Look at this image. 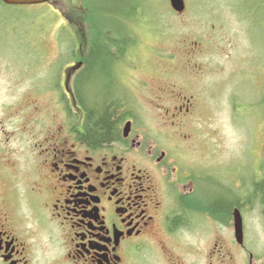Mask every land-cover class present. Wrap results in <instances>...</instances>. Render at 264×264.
<instances>
[{"label":"rangeland","instance_id":"rangeland-1","mask_svg":"<svg viewBox=\"0 0 264 264\" xmlns=\"http://www.w3.org/2000/svg\"><path fill=\"white\" fill-rule=\"evenodd\" d=\"M185 2L181 14L170 0L0 3V118L14 94L25 98L30 92L37 93L39 120L52 109L60 115L57 88L78 46L88 54V40L98 31L124 40L125 57L114 63V89L132 103L136 132L145 145L173 159L176 154L183 164L181 172L166 163L170 182L193 170L205 203L241 200L231 208V214L241 210L249 247L240 264H248L249 251L254 264H264V0ZM85 97L91 101V89ZM31 118L22 111L15 120ZM174 166L182 175H175ZM225 215L212 214L208 222L198 215L195 229L202 233L189 238L194 244L183 250L185 264H219L218 253L211 255L220 239L212 236L226 239L234 231Z\"/></svg>","mask_w":264,"mask_h":264},{"label":"flooded vegetation","instance_id":"flooded-vegetation-1","mask_svg":"<svg viewBox=\"0 0 264 264\" xmlns=\"http://www.w3.org/2000/svg\"><path fill=\"white\" fill-rule=\"evenodd\" d=\"M81 47L63 68L60 115L52 109L39 120L37 93L30 92L25 98L14 94L0 118V264H185L183 250L194 244L189 238L202 233L195 229L198 215L207 222L212 217L194 200L210 202L199 195L193 170L182 175L174 166L182 181L170 182L166 163L181 172L183 164L176 154L173 159L144 144L132 103L121 92L114 117H120L118 137L97 146L87 141L86 108L94 100L85 97L87 84L77 86L89 59ZM22 111L32 118L20 124L15 119ZM224 219L233 221V215ZM214 238L220 240L213 242L212 259L218 253L219 264H240L246 236L242 243L235 231Z\"/></svg>","mask_w":264,"mask_h":264},{"label":"trees","instance_id":"trees-1","mask_svg":"<svg viewBox=\"0 0 264 264\" xmlns=\"http://www.w3.org/2000/svg\"><path fill=\"white\" fill-rule=\"evenodd\" d=\"M96 30L90 31V34H93L92 32L95 33ZM101 35L102 33L98 31L95 40H88L90 49L88 52L87 69L85 74L78 79L77 84L81 90L87 84L91 89V98L94 100H92L93 104L86 108L87 114L85 119L87 129L85 135L87 141L93 146L108 144L111 140L118 137L120 117L114 118L117 111V91L114 89L115 79L113 76V67L116 59L122 55L127 43L125 42L124 44V40L120 38L116 40L110 35L105 37ZM101 84H103V88L100 90ZM262 199L264 202V198ZM184 200L187 202L190 200V197H186ZM240 201L236 199L234 203H230L225 200H219L203 204L199 200H194L197 208L206 210L214 215H217L219 212H225V214L229 213L231 215L232 206L234 204L241 206ZM179 221L180 219L176 218L174 224H177Z\"/></svg>","mask_w":264,"mask_h":264},{"label":"water","instance_id":"water-1","mask_svg":"<svg viewBox=\"0 0 264 264\" xmlns=\"http://www.w3.org/2000/svg\"><path fill=\"white\" fill-rule=\"evenodd\" d=\"M6 5H12V6H21V5H37L42 3L51 2L54 0H1ZM172 8L176 12H183L185 9V2L184 0H170ZM129 124L126 126V133L129 132ZM234 227H235V234L236 239L239 243L243 242L244 233H243V220L242 216L240 214V211L238 209H235L234 211Z\"/></svg>","mask_w":264,"mask_h":264},{"label":"bare ground","instance_id":"bare-ground-1","mask_svg":"<svg viewBox=\"0 0 264 264\" xmlns=\"http://www.w3.org/2000/svg\"><path fill=\"white\" fill-rule=\"evenodd\" d=\"M4 6H6V5H4ZM56 6V5H55ZM123 63V62H122ZM64 99V98H63ZM112 106V105H111Z\"/></svg>","mask_w":264,"mask_h":264}]
</instances>
